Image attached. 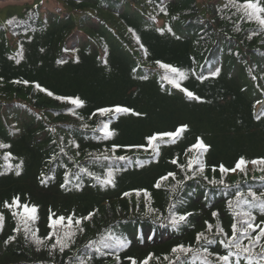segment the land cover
Returning a JSON list of instances; mask_svg holds the SVG:
<instances>
[{
  "label": "trees",
  "instance_id": "16d2710c",
  "mask_svg": "<svg viewBox=\"0 0 264 264\" xmlns=\"http://www.w3.org/2000/svg\"><path fill=\"white\" fill-rule=\"evenodd\" d=\"M242 3L17 1L0 24V264H201L196 249L210 261L227 253L235 211L264 227V163H252L264 161V26ZM116 106L132 111H98ZM182 125L154 141L157 152L147 147ZM237 192L254 206L238 207ZM14 197L21 207H5ZM23 205L37 209L27 227ZM173 215L186 219L173 227ZM61 216L72 219L55 225ZM178 245L192 250L180 261Z\"/></svg>",
  "mask_w": 264,
  "mask_h": 264
},
{
  "label": "snow or ice",
  "instance_id": "6c2138e0",
  "mask_svg": "<svg viewBox=\"0 0 264 264\" xmlns=\"http://www.w3.org/2000/svg\"><path fill=\"white\" fill-rule=\"evenodd\" d=\"M240 7L244 10L245 15H247L249 18H255L257 20V22L261 25L264 26V6H262L259 2V0H243V3L240 5ZM62 61H58V63H61ZM161 68L166 69L169 72L175 73L178 76H180L181 78H183L184 73L180 72L178 69L173 68L169 65H160ZM219 69H217L216 73H213V75L218 74ZM166 79H168V77H165ZM170 82L173 84L174 87L179 88L180 85L178 83V81L176 80H170ZM27 83V82H25ZM37 87H39L37 85ZM43 90V89H41ZM181 91H183L185 93V95L189 98V99H199L198 97L194 96V94L191 91H188L187 89L181 88ZM49 95H52L51 93H48ZM57 99H68V101L74 105H76L77 107L81 106L82 101H80L78 98H63V97H57ZM99 113L101 115H104L105 113L108 112H115V113H128L131 112L132 110L126 107H121V106H116L115 108H103V109H99L98 110ZM136 115H139L138 113H134ZM186 125H182L180 128H178L175 132H166V133H158V134H154L152 136L147 137V147L151 148L152 151L155 153L157 152V149L159 147V145L154 144V141H156L157 139H162L163 137H168L170 140H174L178 134L182 131H184L186 129ZM102 131L104 132L105 137L111 135L110 131L108 130V125L105 124L103 126ZM137 147H143V146H137ZM194 147L196 148H200V149H205V145L202 143V141L197 138V144L194 145ZM119 159L123 160L124 157H119ZM173 163H175V161H173ZM191 161H189V166H191ZM245 161L243 158H241L237 163H236V168H242L243 165H245ZM253 164H257V163H264V161H252ZM19 165H17V169H19ZM203 167V165L201 164V168ZM221 172H225V171H229V169H225L223 167V165H221L220 167ZM232 171H234L235 169H231ZM81 171H84V169H81ZM17 175H19V171H17ZM112 171L110 170L107 173V178L104 179L102 181L103 184H112L114 183L113 179H112ZM169 175H173L172 173H169ZM161 179H167V177H162ZM159 182L157 183L156 187H159ZM63 187V185H62ZM127 195V193H126ZM261 195H264V193H262ZM145 196L147 197V193L145 192ZM242 196V193L237 192L236 193V204L239 207L242 203L243 204H248L249 208L253 207L254 205L251 204V202L244 200L242 201L240 198ZM248 196H250L252 198V201H255L257 199V196L255 193L249 191L248 192ZM232 206V202L229 201V207L231 208ZM5 207L8 208H12V207H21V205L19 204V198L18 197H14L11 201V203L5 201ZM23 212L20 214L22 216V218L24 219V224L25 227H27V221L29 220H34L35 219V213L37 211L35 206H32L31 208H29L28 205H23ZM259 207H261V210H264V203L260 204ZM17 213L13 212V216H16ZM216 213H213V216H216ZM239 216L241 217V221H240V226H237V223H233L231 226V236L227 237L224 240H221L220 243L227 249V253L223 254V255H219L217 254L215 256V261H210L208 259V255H212L211 253L208 252L207 247H203L202 248V252L203 254H201V249H196V254L200 257V261L201 264H229L230 259L233 256H236L237 258H239L241 255L243 256L244 260L247 261V264H253V261L256 260V257L259 256L260 259L259 261H257V264H264V251H262L261 253H253V246L259 244L260 247L262 249H264V243H261V240L264 239V227L260 226V225H256L252 222L253 217L251 215V211H235L234 212V217ZM247 218V219H244ZM65 219L71 220V217H58L56 218V220L54 221L55 225H59L61 224L63 221H65ZM186 219L185 216L181 215L179 217H176L175 215L172 216L171 218V223L173 225V227H175L178 223V221H184ZM50 220H51V216H50ZM3 221V216H0V222ZM75 223L78 225L80 224V220H76ZM264 223V222H262ZM50 227H53V224L49 225ZM211 226H209L210 228ZM257 228H259V231L257 232ZM217 231L218 232H222L223 230L219 227V225H217ZM251 233H256L254 236L251 235ZM70 233H65V236H70ZM203 234H198L196 237L197 242H199L202 238ZM239 237H246L248 240V244L244 245L242 244L241 240ZM11 239V237H10ZM206 239V238H205ZM206 242L208 244L212 243V241L210 240H206ZM7 243V242H6ZM37 243H40V241L38 240ZM57 243H59L61 245V248L63 249V247H66L67 245L62 241V240H57ZM117 244L120 247L124 246L123 241H117ZM105 247H109L110 245L105 244ZM234 250V251H233ZM99 251V249H98ZM190 251H192L189 248H185L183 245H178L177 247H174L172 249V252L177 254L176 255V259L177 261H180V254H187ZM151 257L146 258L143 262H141V264H148V260ZM133 264H136V262L133 260Z\"/></svg>",
  "mask_w": 264,
  "mask_h": 264
},
{
  "label": "rangeland",
  "instance_id": "374dc122",
  "mask_svg": "<svg viewBox=\"0 0 264 264\" xmlns=\"http://www.w3.org/2000/svg\"><path fill=\"white\" fill-rule=\"evenodd\" d=\"M17 1L22 2L25 0H0V24L4 23L7 16L19 13V9L16 8L20 7Z\"/></svg>",
  "mask_w": 264,
  "mask_h": 264
}]
</instances>
